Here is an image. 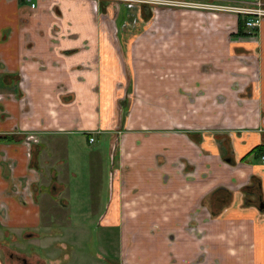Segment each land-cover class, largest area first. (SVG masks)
<instances>
[{"label":"crops","instance_id":"0c3cea01","mask_svg":"<svg viewBox=\"0 0 264 264\" xmlns=\"http://www.w3.org/2000/svg\"><path fill=\"white\" fill-rule=\"evenodd\" d=\"M167 1L175 5L136 6L152 18L124 30L110 26L124 5L102 16L96 0H0V137L13 139L0 143V247L9 258V231L30 230L24 240L48 247L26 237L44 227L42 181L61 189L71 148L62 137L91 131L86 147L99 140L110 161L100 222L124 228L121 264H264V212L242 207L239 193L256 174L264 201V164L248 156L264 144V20L248 37L240 14L205 8L264 0ZM218 187L234 202L211 218L202 201Z\"/></svg>","mask_w":264,"mask_h":264},{"label":"rangeland","instance_id":"374dc122","mask_svg":"<svg viewBox=\"0 0 264 264\" xmlns=\"http://www.w3.org/2000/svg\"><path fill=\"white\" fill-rule=\"evenodd\" d=\"M110 137L107 135L102 140L107 141ZM62 140L65 145L71 142V148L65 147L66 151L61 154L65 157L64 171L60 175L61 189L51 191L47 200L40 201L44 227L26 235L45 238L48 247L42 250L41 244L27 241L32 238L24 240V234L30 230H21L23 234L9 231L5 244H10L8 249L17 255L9 258L10 252L0 247L3 264H20L22 258L28 264H121L120 245L122 238H126L124 228L100 222L108 213L111 194L106 189L109 186V166H106L110 161L103 143L99 146V140H96L86 147L84 135L63 136ZM255 160V163H261L258 158ZM42 182L48 185V178ZM11 234L15 241L11 240ZM1 236L6 234L0 232Z\"/></svg>","mask_w":264,"mask_h":264},{"label":"flooded vegetation","instance_id":"af4514ba","mask_svg":"<svg viewBox=\"0 0 264 264\" xmlns=\"http://www.w3.org/2000/svg\"><path fill=\"white\" fill-rule=\"evenodd\" d=\"M140 1L141 2H139L137 0H96V2H98V7H99L98 12L102 16L106 15L105 14V6H107L108 4L111 5V6L112 5L116 6V7H119V5H124V6H121V8H124L125 12L118 13V14L116 13V17L114 19H112V22L110 24L111 27H116L117 23H119L120 24V28L124 29V30H133V29H135L138 26L143 27L144 26L143 24H145V22L151 20V18H152L151 16L152 15H149L151 13L147 14L149 16L144 17V13H145L144 9H140L139 10L140 14H139L137 7L140 6V5H141V7L142 6L154 7L156 5L157 6H160V5H169V6L175 5V4H172V5H170V4H161V0H154L151 3H146L144 0H140ZM191 5L192 4H189V6H191ZM205 8H206V6H205ZM119 9H120V7H119ZM129 88H130V85H128V86L125 85V84L122 85V89L126 93L129 92ZM251 88H252V92H253V86L252 87H248L246 89V91H251ZM18 95L20 96V93H18ZM127 104H128V101L126 100V97L119 102V105L122 107V109H126L127 108ZM186 134L191 139V141H193L194 143H196V144L200 143V140H201L200 134H196V133H186ZM82 135H84L86 137V141H87L88 144H91L94 141L93 137L91 136V131H84V133H82ZM0 138H10L12 140L11 142H13V139L10 136H8V137H0ZM89 138H92V142H90V143L88 142ZM5 143H10V142H5ZM252 155H254V154H252ZM262 157H264V154L260 158H262ZM224 158H225L224 160H227V157H224ZM229 160H233V159L231 157H229ZM180 161L182 163H185L184 160L180 159ZM189 168L190 167L187 166V164H186L185 165V169H189ZM252 177H257L258 179H260V184L261 185H260V189L259 190L257 189V184L256 183H251V178ZM54 181H55L54 177H50L48 179V186H50L51 182H54ZM218 188H224V187H218ZM243 188L247 189L245 194H243V192L241 191ZM215 189H217V188H215ZM224 189H227V188H224ZM227 190L232 194L231 202H230L229 206L227 207V208H229L232 205V203L234 202V193L232 191H230L229 189H227ZM45 191L48 193V195H51L50 187H47L45 189ZM239 193H240V202H241V206L242 207H244L243 203H249L251 205L249 207H254V208L258 209L260 212H264V208L259 209L260 205L264 206L263 191H262V181H261V177L259 175H256V174L252 175L249 178L248 183L240 188ZM207 201H208V204H209V200H207ZM208 204L207 203L205 204L202 201V206L210 214L209 205ZM223 206H224V204L219 205L217 208L221 209ZM249 207H247V208H249ZM227 208H225L224 210H226ZM223 211L221 212V214L223 213ZM210 217H211V215H210ZM191 223H194V222H191ZM20 264H28V263H26L24 261V259L22 258L21 261H20Z\"/></svg>","mask_w":264,"mask_h":264},{"label":"trees","instance_id":"16d2710c","mask_svg":"<svg viewBox=\"0 0 264 264\" xmlns=\"http://www.w3.org/2000/svg\"><path fill=\"white\" fill-rule=\"evenodd\" d=\"M240 24H239V34H243L245 35V20L247 18L246 15H240ZM12 140L10 138H0V143L1 142H11ZM254 154V158H260L261 156H263L264 154V144L263 145H258L255 148H253L249 154ZM243 160V159H241ZM251 183H256L257 184V189H260V179H258L257 177H252L251 178ZM243 192V194L246 193L247 189L243 188L241 190ZM231 198H232V194L224 188H217L214 191H212L204 200L203 203H207L209 200V211H210V215L212 218H217L218 216H220L221 212L227 208L231 202ZM224 204V206L221 209H218L217 207L219 205ZM243 206L245 208L251 206L249 203H243Z\"/></svg>","mask_w":264,"mask_h":264},{"label":"built area","instance_id":"2783aa9c","mask_svg":"<svg viewBox=\"0 0 264 264\" xmlns=\"http://www.w3.org/2000/svg\"><path fill=\"white\" fill-rule=\"evenodd\" d=\"M141 2L140 0H137ZM146 3H151L154 0H144ZM161 4H175V2L162 0ZM33 7V5H30ZM191 6H196L192 4ZM206 8L212 9H220L227 12L238 13L240 15H246L247 18L245 20V35L248 37L254 36L255 31L260 26L262 21L264 20V7L261 4H258L256 9L244 8V7H232V6H214V5H205ZM88 142H92V138L88 139ZM262 163L264 164V157L261 158Z\"/></svg>","mask_w":264,"mask_h":264},{"label":"water","instance_id":"95a60500","mask_svg":"<svg viewBox=\"0 0 264 264\" xmlns=\"http://www.w3.org/2000/svg\"><path fill=\"white\" fill-rule=\"evenodd\" d=\"M262 208H264V206L263 205H260L259 209H262Z\"/></svg>","mask_w":264,"mask_h":264}]
</instances>
